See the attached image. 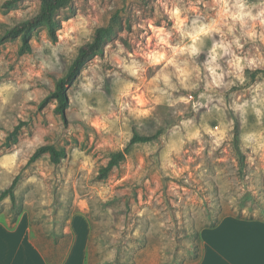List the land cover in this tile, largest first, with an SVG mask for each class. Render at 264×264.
Instances as JSON below:
<instances>
[{
    "label": "clouds",
    "instance_id": "clouds-1",
    "mask_svg": "<svg viewBox=\"0 0 264 264\" xmlns=\"http://www.w3.org/2000/svg\"><path fill=\"white\" fill-rule=\"evenodd\" d=\"M0 264H264V0H0Z\"/></svg>",
    "mask_w": 264,
    "mask_h": 264
}]
</instances>
